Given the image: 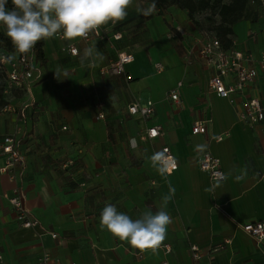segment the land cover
<instances>
[{"label":"crops","instance_id":"1","mask_svg":"<svg viewBox=\"0 0 264 264\" xmlns=\"http://www.w3.org/2000/svg\"><path fill=\"white\" fill-rule=\"evenodd\" d=\"M150 8L133 0L125 19L102 25L98 35L42 40L43 62L34 59L31 91L15 100L6 122V133L16 131L25 159L16 183L37 223L21 226L8 203L0 202V264H42L44 252L58 264H264V240L257 242L241 227L264 220V122L238 119L248 97L264 107V67L249 63L256 77L231 100L207 92L212 69L197 48L187 52L203 24L174 7L144 15ZM256 10L235 22L231 34L232 43L254 60L264 52V6L257 2ZM175 25L186 31L183 56L175 49L178 34L170 31ZM69 43L75 55L62 50ZM90 48L103 55L95 67H89L94 57L81 63ZM121 51L133 55L125 74L102 73ZM177 82L178 99L172 100L169 92ZM147 100L154 104L151 116L128 113L130 103ZM198 119L207 121L204 133L191 132ZM152 125L163 133L147 138ZM163 146L176 159L166 176L150 159ZM204 152L219 159L227 179L212 180L199 169ZM169 184L176 191L165 204ZM12 186L0 173V190L10 192ZM107 204L133 220L167 211L172 223L166 239L156 250L131 247L101 226ZM191 245L198 247L197 258ZM218 245L223 248L214 250Z\"/></svg>","mask_w":264,"mask_h":264},{"label":"built area","instance_id":"2","mask_svg":"<svg viewBox=\"0 0 264 264\" xmlns=\"http://www.w3.org/2000/svg\"><path fill=\"white\" fill-rule=\"evenodd\" d=\"M264 6V0H257ZM11 0H10V7ZM0 28L5 29L2 24ZM174 29L180 36H185L186 31L180 25H175ZM5 32V30H3ZM91 33L98 35L99 29L93 30ZM90 35V33H89ZM82 37L84 39L88 38ZM59 39H63L62 31L57 33ZM119 35H115L118 38ZM197 48V55L200 60L212 69V74L207 80V92L215 93L220 97H225L231 100V95L243 94L245 88L256 77L255 67L249 63L256 62L259 68L264 67V52H261L257 60L253 56L231 43L228 47H223L218 37L204 28L199 31V35L195 38L193 46L187 51L188 54ZM63 51H67L71 55L77 53V48L74 44H66L62 47ZM9 57H14L9 61ZM133 60V55L130 52L121 51L117 53L115 59L110 60L106 65L101 68V72L108 75H121L125 74V65ZM0 65L5 70L4 93H10L12 89L23 90L25 95L31 91L32 83L35 78L36 66L34 58L31 53H19L16 49L12 52L0 51ZM155 66L160 70L161 64L156 63ZM181 82H177V86L170 90V98L172 100L178 99V88ZM4 110L15 111L13 105L10 103L5 105ZM23 106L19 109V113L23 112ZM127 111L130 114H139L147 118L152 115L154 111V104L151 100L146 102H132L127 106ZM99 117H103L102 113ZM238 119L247 124H255L257 122H264V107L258 98L248 97L244 103V108L238 114ZM206 120H194L190 124L192 133H204L206 131ZM162 129L159 125H152L146 129L145 136L147 138H155L161 135ZM221 135H215L216 141L222 140ZM164 151L166 160L158 163L162 166H167L168 172L176 168V159L168 146H163L158 152ZM0 173L5 174L9 182L13 183L10 192L0 190V202L6 201L13 209L17 222L23 226H32L37 223L28 216V209L23 202V195L17 182V170L24 163V155L19 149L18 139L16 138V131L11 133H4L0 135ZM199 169L206 172L210 179L221 180L224 175L220 167L219 159L212 156L208 152H204L198 159ZM242 230L251 236L257 242L264 240V220L250 221L242 224ZM56 236V234H52ZM223 248V245H218L214 250ZM190 249L194 258L198 257V247L191 245ZM264 255V250H263ZM0 260L2 254L0 253ZM39 261L42 264H58L54 262L48 253L44 252Z\"/></svg>","mask_w":264,"mask_h":264},{"label":"clouds","instance_id":"3","mask_svg":"<svg viewBox=\"0 0 264 264\" xmlns=\"http://www.w3.org/2000/svg\"><path fill=\"white\" fill-rule=\"evenodd\" d=\"M0 0V24L5 28V34L10 38L14 48L21 54L31 51L38 41L54 37L61 32L65 39L75 40L87 37L90 32L107 24L109 21H122L127 16V9L133 0ZM155 4L150 9L143 10L144 15H150ZM89 67H95L96 59L103 60V55L97 49H86L81 57L92 58ZM9 61L14 57H9ZM130 146L138 147L135 138H131ZM203 147V146H198ZM164 151L153 153L152 161L166 160ZM162 176H166L167 166L158 168ZM227 179V176L223 177ZM239 179V177H237ZM169 195L163 197L165 204L175 195V188L169 184ZM101 226L121 241H127L131 247L144 251L156 250L166 239L167 227L172 219L167 211L159 210L155 214L145 212L141 218L133 220L115 205L107 204L100 214Z\"/></svg>","mask_w":264,"mask_h":264},{"label":"trees","instance_id":"4","mask_svg":"<svg viewBox=\"0 0 264 264\" xmlns=\"http://www.w3.org/2000/svg\"><path fill=\"white\" fill-rule=\"evenodd\" d=\"M150 6L154 3L155 8H168L174 7L177 9L184 10L188 18L195 22V16L201 13L209 12L210 15L214 16L216 19L211 22L210 28L206 29L214 33L220 40L223 47H228L231 45V34L232 25L250 15H256L257 0H143ZM8 8L10 7V0L8 2ZM5 29L0 28V51L12 52L15 50L11 40L6 36ZM170 31H175L171 27ZM176 32V31H175ZM179 36V41L175 45V49L179 55L183 56L185 51L182 49L181 36ZM35 60L40 63L43 62L42 53V41H38L34 48L29 51ZM0 72L5 77V70L0 65ZM5 82V79H4ZM4 82L0 88V107L7 104L15 106L13 103L18 98L25 96L23 90L12 89L10 93H4ZM11 98V99H9ZM13 101V102H12ZM1 135V134H0Z\"/></svg>","mask_w":264,"mask_h":264},{"label":"rangeland","instance_id":"5","mask_svg":"<svg viewBox=\"0 0 264 264\" xmlns=\"http://www.w3.org/2000/svg\"><path fill=\"white\" fill-rule=\"evenodd\" d=\"M196 17L200 20V22L203 24V27L206 29L210 28L209 24L211 22H214V20L216 19L214 16L210 15L209 12L198 14ZM4 79H5L4 75L0 72V88H1L2 83L4 82ZM13 101L15 100L13 99ZM3 108L4 106L0 107V134L6 133V122L8 121L7 118L10 114V111L4 110Z\"/></svg>","mask_w":264,"mask_h":264}]
</instances>
